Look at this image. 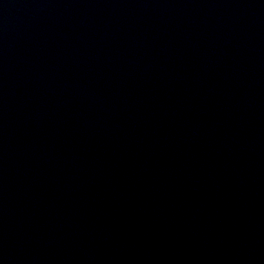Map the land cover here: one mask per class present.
Masks as SVG:
<instances>
[{
    "label": "water",
    "instance_id": "obj_1",
    "mask_svg": "<svg viewBox=\"0 0 264 264\" xmlns=\"http://www.w3.org/2000/svg\"><path fill=\"white\" fill-rule=\"evenodd\" d=\"M0 264H264V0H0Z\"/></svg>",
    "mask_w": 264,
    "mask_h": 264
}]
</instances>
